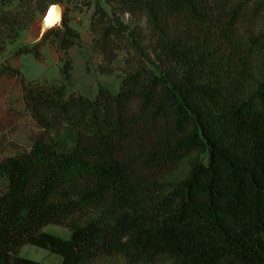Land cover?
I'll return each instance as SVG.
<instances>
[{
    "label": "trees",
    "instance_id": "1",
    "mask_svg": "<svg viewBox=\"0 0 264 264\" xmlns=\"http://www.w3.org/2000/svg\"><path fill=\"white\" fill-rule=\"evenodd\" d=\"M108 1L146 18L154 60L98 5L101 72L118 43L136 54L117 93H69V65L61 84L23 78L41 129L78 137L66 151L43 134L0 162V264H40L28 246L62 264H264V0ZM51 34L65 50L79 38L66 24ZM49 36L18 54L40 59Z\"/></svg>",
    "mask_w": 264,
    "mask_h": 264
},
{
    "label": "rangeland",
    "instance_id": "2",
    "mask_svg": "<svg viewBox=\"0 0 264 264\" xmlns=\"http://www.w3.org/2000/svg\"><path fill=\"white\" fill-rule=\"evenodd\" d=\"M55 4L63 6L66 12V25L79 37L75 46L68 50L63 49L62 38L50 33L41 48L40 59L31 54L19 55L21 49L38 45L37 25ZM98 5L105 9L111 18L118 13L108 0H62L58 3L49 2L41 9L35 2L0 0V74L3 71L10 72L0 76V162L29 151L43 134L59 142L66 151L71 150L78 137L77 131L66 125H55L53 130L47 133L41 129L26 112L23 78L42 84H61L62 71L69 65L73 84L69 93L95 99L101 87L108 88L113 93L119 91L122 79L136 54L127 41L118 43L117 47H120L117 51L118 58L111 67L113 73L107 75L101 72L100 69L106 62L96 46L97 36L94 29L98 21L96 16ZM118 17L128 27L127 33L135 31L140 35L145 51L154 60L146 18L128 13H118ZM61 31H65V27L54 33ZM5 185L6 182L0 179V194ZM43 232L65 240L72 236L69 229L55 225L44 228ZM21 256L40 264L62 263L60 256L32 246L24 248Z\"/></svg>",
    "mask_w": 264,
    "mask_h": 264
},
{
    "label": "water",
    "instance_id": "3",
    "mask_svg": "<svg viewBox=\"0 0 264 264\" xmlns=\"http://www.w3.org/2000/svg\"><path fill=\"white\" fill-rule=\"evenodd\" d=\"M55 10H60V11L56 20L52 22L50 21L49 18L51 17V14ZM65 20H66V12L63 6L60 4L52 5L47 11L45 18L37 25L38 38L36 44L42 43L48 34L54 31L63 30L66 24Z\"/></svg>",
    "mask_w": 264,
    "mask_h": 264
},
{
    "label": "bare ground",
    "instance_id": "4",
    "mask_svg": "<svg viewBox=\"0 0 264 264\" xmlns=\"http://www.w3.org/2000/svg\"><path fill=\"white\" fill-rule=\"evenodd\" d=\"M59 11L60 10H55L52 14H51V17L49 18L50 19V21H54V20H56V18L58 17V15H59Z\"/></svg>",
    "mask_w": 264,
    "mask_h": 264
},
{
    "label": "crops",
    "instance_id": "5",
    "mask_svg": "<svg viewBox=\"0 0 264 264\" xmlns=\"http://www.w3.org/2000/svg\"><path fill=\"white\" fill-rule=\"evenodd\" d=\"M29 247H31V246H28V248H29ZM25 248H27V247H25ZM22 251H23V250H22ZM21 254H22V253H21ZM62 262H63V259H62ZM59 264H60V263H59ZM61 264H62V263H61Z\"/></svg>",
    "mask_w": 264,
    "mask_h": 264
}]
</instances>
